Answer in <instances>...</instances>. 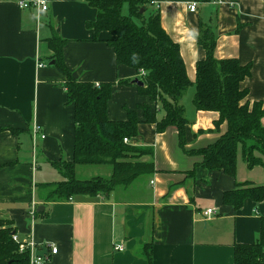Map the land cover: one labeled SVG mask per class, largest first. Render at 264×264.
I'll return each instance as SVG.
<instances>
[{
	"label": "crops",
	"instance_id": "crops-1",
	"mask_svg": "<svg viewBox=\"0 0 264 264\" xmlns=\"http://www.w3.org/2000/svg\"><path fill=\"white\" fill-rule=\"evenodd\" d=\"M20 1L0 0V216L13 220L19 242L47 247L43 264H149L145 246L152 264H234L235 246L260 236L264 201L247 199L237 210L223 202V195L244 181L264 185V165L249 168L240 150L235 176L201 166L202 157L188 151L216 142L227 123L217 129L219 113L197 110L187 94L182 100L189 121L185 147L175 127L159 133L145 122L141 104L157 110L158 119L165 113L141 94L137 70L118 64L114 48L87 26L97 18L88 0H41L48 4L42 13L36 6L21 7ZM150 1L179 44L192 82L207 55L197 39L200 25L210 24L217 35L215 58L251 66L240 83L247 90L241 103L264 102V0ZM55 34L68 40L64 59L77 80L113 82L107 105L111 121H125L129 110L137 111L139 133L129 142L153 149L151 175L95 199L42 201L37 186L62 180L55 164L72 161L75 149L67 77L50 60L47 39ZM80 167L79 176L111 174L108 166ZM208 209L214 210L209 218ZM118 244L125 248L115 249Z\"/></svg>",
	"mask_w": 264,
	"mask_h": 264
},
{
	"label": "trees",
	"instance_id": "trees-1",
	"mask_svg": "<svg viewBox=\"0 0 264 264\" xmlns=\"http://www.w3.org/2000/svg\"><path fill=\"white\" fill-rule=\"evenodd\" d=\"M88 2L97 9L96 20L87 23L94 29L96 39H102L114 48L118 64L137 70L138 80L144 84L139 86L141 94L149 96L165 113L158 119L157 110L141 104L139 109L144 112L145 122L155 124L159 133L175 127L180 145L185 147L189 121L182 100L187 90L195 87L193 103L196 109L219 113L215 126L219 129L226 122L227 129L216 142L188 153L201 156V166L232 176L237 172L240 150L249 168L264 165V102H254L252 107L241 103L247 96V90H242L240 83L251 74V66L242 65L234 58H215L217 35L213 26L200 25L197 39L207 55L199 61L197 79L192 82L179 44L163 28L160 9L153 7L150 0ZM125 5H128V15L123 14ZM103 33L105 37H101ZM67 41L56 34L47 39L53 51L50 60L66 75L68 99L75 107L74 159L55 164L63 175L62 180L37 186L45 203L68 201L78 196L95 199L120 187L127 188L155 171L153 149L125 141L139 133L141 119L137 111L129 110L125 121H111L107 105L113 82L96 84L77 80L64 59L63 49ZM144 156L151 159L144 160ZM101 165L111 167L109 176L83 178L77 174L79 166ZM247 199L264 201V185L244 181L223 195V202L237 210ZM16 234L13 220L0 216V264H31L30 251L21 250L24 242L15 241L13 236ZM146 247L145 255L152 264L151 253L146 251ZM234 264H264V216L258 240L235 246Z\"/></svg>",
	"mask_w": 264,
	"mask_h": 264
},
{
	"label": "built area",
	"instance_id": "built-area-1",
	"mask_svg": "<svg viewBox=\"0 0 264 264\" xmlns=\"http://www.w3.org/2000/svg\"><path fill=\"white\" fill-rule=\"evenodd\" d=\"M20 6L23 8H28L30 6H36L37 10L39 13L45 12L48 10V4L44 1L38 0V1H27V0H21L19 2ZM189 8L192 11H195L197 8V4L194 2L192 4H190ZM126 142H129V139H125ZM212 214H214V210L213 209H208L205 212V215L209 218ZM13 239L17 242H19L18 240V236L14 235ZM124 245L123 244H118L115 246V249L117 250H122L124 249ZM24 249H29L30 251V262L31 264H43V262L49 258L48 253L43 255H40L38 251H40L42 249V247H38L34 242H24L21 244V250ZM57 248L56 247H52L51 251L53 254L57 253Z\"/></svg>",
	"mask_w": 264,
	"mask_h": 264
},
{
	"label": "rangeland",
	"instance_id": "rangeland-1",
	"mask_svg": "<svg viewBox=\"0 0 264 264\" xmlns=\"http://www.w3.org/2000/svg\"><path fill=\"white\" fill-rule=\"evenodd\" d=\"M123 14H125V15H128L129 14V10H128V5H125L124 6V8H123ZM193 87H190L188 90H187V92H186V94H187V96L189 97V100L192 102L193 101ZM240 153V152H239ZM103 166H108V165H101V166H81V167H83V168H93L92 170H94V168H95V170H98V171H100V168H102ZM80 167V168H81ZM108 167H110V166H108ZM262 170V168L261 167H259V169L258 170ZM82 170V169H81ZM263 172V175H264V171H262ZM96 175H98V174H96ZM80 177H83V178H86V177H88V178H90V177H92V176H86V177H84V176H80ZM264 177V176H263ZM263 180H264V178H262ZM262 184H264V182H261Z\"/></svg>",
	"mask_w": 264,
	"mask_h": 264
},
{
	"label": "water",
	"instance_id": "water-1",
	"mask_svg": "<svg viewBox=\"0 0 264 264\" xmlns=\"http://www.w3.org/2000/svg\"><path fill=\"white\" fill-rule=\"evenodd\" d=\"M142 11H143V10H142ZM136 83H137L138 85H141V86L144 85L143 82H141V81L138 80V79L136 80ZM42 207H43V206H42ZM38 252H39L40 255H44V254H47V253H48V249H47V247L43 246L42 249H41L40 251H38Z\"/></svg>",
	"mask_w": 264,
	"mask_h": 264
}]
</instances>
